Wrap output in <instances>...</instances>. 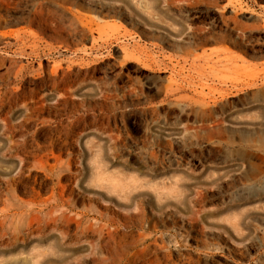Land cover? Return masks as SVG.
Listing matches in <instances>:
<instances>
[{
    "label": "rangeland",
    "instance_id": "1",
    "mask_svg": "<svg viewBox=\"0 0 264 264\" xmlns=\"http://www.w3.org/2000/svg\"><path fill=\"white\" fill-rule=\"evenodd\" d=\"M0 9V264H264V0Z\"/></svg>",
    "mask_w": 264,
    "mask_h": 264
},
{
    "label": "bare ground",
    "instance_id": "2",
    "mask_svg": "<svg viewBox=\"0 0 264 264\" xmlns=\"http://www.w3.org/2000/svg\"><path fill=\"white\" fill-rule=\"evenodd\" d=\"M22 1H23V0H22ZM15 2H16V1H15ZM10 3H11V2H10ZM39 4H40V3H39ZM41 4H42V3H41ZM14 5H15V4H14ZM23 5H24V4H23ZM18 6H19V5H18ZM34 6H35V5H34ZM36 6H37V5H36ZM37 7H38V6H37ZM39 7H40V6H39ZM42 8H43V7H42ZM0 10H1V9H0ZM35 10H36V9H35ZM35 10H33V11H35ZM38 10H39V8H38ZM43 10H45V8H43ZM50 11H51V10H50ZM41 12H42V11H41ZM43 12H44V11H43ZM38 13H39V12H38ZM50 14H51V13H50ZM37 16H38V15H37ZM40 16H41V13H40ZM0 18H1V17H0ZM30 20H31V19H30ZM36 21H37V20H36ZM41 21H42V20H41ZM54 22H55V21H54ZM39 23H40V22H39ZM55 24H56V22H55ZM6 35H7V33H6ZM6 35L4 34L3 36H6ZM8 36H11V34L8 35ZM17 36L19 37V35H17ZM25 37H26V36H25ZM3 38H4V37H3ZM10 38H11V37H10ZM23 38H24V37H23ZM15 40H16V39H15ZM30 41H31V40H30ZM21 42L23 43L22 40H21ZM9 43H11V42H9ZM7 44H8V43H7ZM23 44H24V43H23ZM23 44H21V45H22V46L26 45V44H24V45H23ZM27 44H28V42H27ZM31 44H32V43H31ZM4 45H6V44H4ZM21 45H20V46H21ZM28 45H30V44H28ZM35 46H36V45H35ZM12 47H13V46H12ZM27 47H28V46H27ZM16 48H18V47H16ZM4 49H6V48H4ZM13 49H14V48H13ZM25 50H26V49H25ZM25 50H24V51H25ZM31 50H32V49H31ZM1 51H2V50H1ZM5 52H6V51H5ZM33 52H34V51H33ZM38 52H39V51H37L36 53H38ZM34 54H35V53H34ZM35 55H36V54H35ZM29 56H31V55H29ZM49 59H51V58H49ZM49 59H47V60H49ZM7 60H8V59H7ZM8 61H9V60H8ZM10 62H11V61H10ZM10 66H11V65H10ZM8 68H9V67H8ZM13 68H14V67H13ZM22 68H23V67H22ZM22 68H21V69H22ZM26 68H27V67H26ZM68 68H69V67H68ZM63 69H64V68H63ZM19 70H20V69H19ZM19 70H17V71H19ZM50 70H51V69H50ZM65 71H66V69H65ZM20 72H21V70H20ZM20 72H17V73H20ZM23 72H25V71L23 70ZM51 72H52V71H51ZM9 73H10V71H9ZM26 73H27V72H26ZM51 74H52V73H51ZM56 75H57V73H56ZM61 75H62V74H61ZM17 76H18V75H17ZM43 76H44V75H43ZM51 76H54V75H51ZM62 76H63V75H62ZM15 77H16V76H15ZM38 77H40V76H38ZM49 77H50V72H49ZM55 77H56V76H55ZM57 77H58V76H57ZM59 77H60V76H59ZM65 77H66V76H65ZM65 77H64V78H65ZM26 78H27V77H25V79H26ZM50 78H53V77H50ZM14 79H15V78H14ZM25 79H24V80H25ZM44 79H45V78H44ZM53 79H54V78H53ZM58 79H59V78H58ZM65 79H66V78H65ZM65 79H64V80H65ZM17 80H18V79H17ZM45 80H46V79H45ZM51 80H52V79H51ZM56 80H57V79H56ZM42 81H43V80H42ZM52 81H53V80H52ZM65 81H66V80H65ZM17 82H18V81H17ZM22 82H24V81H22ZM43 82H44V81H43ZM49 82H50V81H49ZM57 82H59V81H57ZM60 82H61V81H60ZM60 82H59V83H60ZM66 82H67V81H66ZM20 83H21V82H20ZM46 83H47V82H46ZM61 83L63 84V82H61ZM49 84H51V83H49ZM52 84H53V82H52ZM57 84H58V83H57ZM65 84H66V83H65ZM67 84H68V83H67ZM50 86H53V85H50ZM57 86H58V85H57ZM59 86H60V85H59ZM59 86H58V87H59ZM58 87H57V89H59ZM60 87H61V86H60ZM14 88H15V87H14ZM17 89H18V88H17ZM22 89H23V88H22ZM54 89H55V88H54ZM15 90H16V89H14L13 91H15ZM20 90H21V89H20ZM20 90H19V91H20ZM31 90H32V89H31ZM55 90H56V89H55ZM25 91H26V90H25ZM35 91H36V90H35ZM9 92L11 93L10 90H9ZM23 92H24V91H23ZM26 92H27V91H26ZM32 92H33V91H32ZM20 94H21V92H20ZM30 94H31V92H30ZM37 94H38V92H37ZM9 95H11V94H9ZM16 95H18V94H16ZM21 95H23V94H21ZM31 95H33V94H31ZM3 96H4V95H3ZM11 96H12V95H11ZM39 96H40V95H39ZM12 97H14V96H12ZM8 99H11V98L8 97ZM15 99H16V98H15ZM12 100H13V99H12ZM21 100H22V99H21ZM28 100H29V98H28ZM16 101H17V100H16ZM25 101H26V97H25ZM31 101H32V100H31ZM33 102H34V101H33ZM15 103H17V102H15ZM22 103H23V102H22ZM28 104H29V102H28ZM0 105H1V104H0ZM15 105H16V104H15ZM5 106H6V103H5ZM13 106H14V105H13ZM28 106H29V105H28ZM1 107H2V106H1ZM3 107H4V106H3ZM3 107H2V108H3ZM10 107H11V105H10ZM10 107H9V108H10ZM0 112H1V111H0ZM3 112H4V110H3ZM1 114H2V113H1ZM69 202H70V201H69ZM63 204H64V203H63ZM63 204H62V205H63ZM46 207H47V206H46ZM46 207H45V208H46ZM0 211H1V210H0ZM5 211H6V210H5ZM10 212H11V211H10ZM45 212H46V210H45ZM67 212H68V211H67ZM3 213H4V212H3ZM6 214H7V213H6ZM56 215H57V214H56ZM63 215H64V214H63ZM8 216H9V213H8ZM45 216H46V213H45ZM70 216H71V215H70ZM53 217H54V216H53ZM0 218H2V217H0ZM8 218H9V217H8ZM45 218H46V217H45ZM59 219H60V218H59ZM61 219H62V218H61ZM61 219H60V220H61ZM97 219H98V218H97ZM13 220H14V219H13ZM52 220H53V219H52ZM53 221H54V220H53ZM99 221H100V220H99ZM2 222H3V221H2ZM58 222H59V221H58ZM48 223H49V222H48ZM53 223H54V222H53ZM56 223H57V222H56ZM77 223H78V222H77ZM4 224H5V223H4ZM51 224H52V223H51ZM54 224H55V223H54ZM0 225H1V224H0ZM3 226H4V225H3ZM97 226H98V225H97ZM87 227H88V226H87ZM0 229H1V228H0ZM93 229H94V228H93ZM102 229H103V228H102ZM3 230H4V229H3ZM79 230H80V229H79ZM4 231H5V230H4ZM99 231H100V230H99ZM83 232H84V231H83ZM94 232H95V231H94ZM79 233L81 234V231H79ZM100 233H101V232H100ZM4 234H5V233H4ZM6 235H7V234H6ZM2 236H3V235H2ZM82 238H83V237H82Z\"/></svg>",
    "mask_w": 264,
    "mask_h": 264
}]
</instances>
